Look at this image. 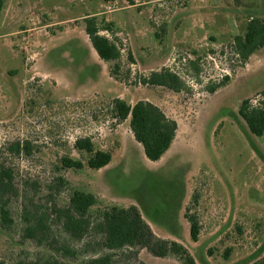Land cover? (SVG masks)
I'll use <instances>...</instances> for the list:
<instances>
[{
    "label": "rangeland",
    "instance_id": "374dc122",
    "mask_svg": "<svg viewBox=\"0 0 264 264\" xmlns=\"http://www.w3.org/2000/svg\"><path fill=\"white\" fill-rule=\"evenodd\" d=\"M108 2L114 12H105ZM86 17L101 30L111 26L100 34L121 49L117 79L110 76L113 63L91 47ZM256 17L264 18V0H3L0 167L13 171L18 196L10 205L11 229L0 230V260L74 264L91 257L57 251L95 241L70 239L56 220L72 189L97 198L92 216L136 206L151 232L184 246L194 264H251L264 254V136L251 135L238 115L241 102L252 106L264 89V48L240 66L232 45ZM162 69L179 75L185 90L139 82ZM225 76L223 87L207 92ZM115 98L148 101L175 121V138L158 161L144 157L128 119H114ZM81 138L111 153V162L99 170L61 169L63 156L85 164L88 155L73 148ZM24 141L32 147L29 156L9 151ZM58 176L69 187L55 195L50 187ZM44 212L51 229L37 245L23 238L22 216L32 222ZM185 214L200 226L195 243ZM112 254L132 264H180L140 248Z\"/></svg>",
    "mask_w": 264,
    "mask_h": 264
},
{
    "label": "trees",
    "instance_id": "16d2710c",
    "mask_svg": "<svg viewBox=\"0 0 264 264\" xmlns=\"http://www.w3.org/2000/svg\"><path fill=\"white\" fill-rule=\"evenodd\" d=\"M3 7V0H0V11ZM85 33L91 47L99 59L113 63L110 76L117 79L121 58V49L114 41L107 36L100 34L101 31L112 32L110 25L103 30L98 28L94 17L84 18ZM233 51L237 56L240 66H244L251 55L264 48V18H250L244 25L242 35L234 37ZM131 60V55H128ZM229 81L228 77L218 84L207 87V92L213 94L217 89L223 87ZM139 82L144 86H157L167 88L175 93L185 90L180 78L168 69L158 72H151L148 76H140ZM261 100L257 106H250L249 100H244L238 110V115L245 122L249 133L256 137L264 136V89L259 93ZM111 113L114 119L121 123L129 120V129L133 139L143 151L144 157L151 162L158 161L170 148L176 135V123L169 119L156 105L140 100L134 104H127L125 101L115 98L110 104ZM29 142H16L11 145L9 151L26 156L31 154ZM73 148L85 152L88 157L85 164L78 159L63 156L59 160L61 169L81 170L87 167L91 170H99L111 162L112 155L109 152L94 150L93 143L89 138L75 140ZM14 174L10 168L0 167V230L9 231L14 223L11 215V201L18 196L14 184ZM69 187L68 182L58 176L50 190L58 195L65 188ZM97 204V198L91 193H85L78 189H72L67 197V204L63 208L55 210L56 220L61 225V230L72 240L82 241L92 237L93 243L87 241L82 250H57L63 256L76 257L80 254H92L88 259L74 264H132L115 260L113 252L125 248L145 249L152 256L157 258L174 257L180 264H194L187 249L175 241H166L157 238L143 220L140 210L136 206L127 208L111 206L99 212L96 216L90 214V209ZM189 224V237L192 242L198 241L200 226L193 215L185 214ZM22 219L25 221L23 238L29 239L40 245L45 235L50 231V217L44 212L34 217L32 222L30 216L24 213ZM106 251L102 255L98 252ZM136 251V250H134ZM132 252L134 259L137 252ZM0 264H4L0 260ZM14 264H35L24 261H17ZM44 264H68L56 259ZM251 264H264V254Z\"/></svg>",
    "mask_w": 264,
    "mask_h": 264
},
{
    "label": "built area",
    "instance_id": "2783aa9c",
    "mask_svg": "<svg viewBox=\"0 0 264 264\" xmlns=\"http://www.w3.org/2000/svg\"><path fill=\"white\" fill-rule=\"evenodd\" d=\"M104 9H105V12H107V13H111V12H114V11H115L113 4L110 3V2H108V4H105ZM171 72H172V70H171ZM172 73H174V72H172ZM174 74H176V73H174ZM225 74H226V73H225ZM176 75H177V74H176ZM177 76L179 77V75H177ZM179 78H180V77H179ZM259 97H260V96H259ZM260 100H261V97H260L259 100H257V101H254V102L252 101V102H251L252 106H257V105L259 104Z\"/></svg>",
    "mask_w": 264,
    "mask_h": 264
},
{
    "label": "crops",
    "instance_id": "0c3cea01",
    "mask_svg": "<svg viewBox=\"0 0 264 264\" xmlns=\"http://www.w3.org/2000/svg\"><path fill=\"white\" fill-rule=\"evenodd\" d=\"M255 4V3H254ZM172 27V26H171ZM162 31H163V28H162ZM254 54L250 56V58L248 59V62L245 64V66L248 65V63L250 62V60L253 58ZM112 78V77H111Z\"/></svg>",
    "mask_w": 264,
    "mask_h": 264
}]
</instances>
